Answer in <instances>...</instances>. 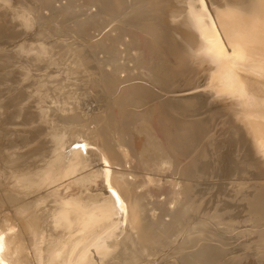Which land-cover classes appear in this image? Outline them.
Masks as SVG:
<instances>
[{"label": "bare ground", "instance_id": "1", "mask_svg": "<svg viewBox=\"0 0 264 264\" xmlns=\"http://www.w3.org/2000/svg\"><path fill=\"white\" fill-rule=\"evenodd\" d=\"M230 6L0 0V264L264 262V174L242 168L264 158L228 163L252 192L208 196L225 137L264 140L255 33Z\"/></svg>", "mask_w": 264, "mask_h": 264}, {"label": "rangeland", "instance_id": "2", "mask_svg": "<svg viewBox=\"0 0 264 264\" xmlns=\"http://www.w3.org/2000/svg\"><path fill=\"white\" fill-rule=\"evenodd\" d=\"M207 1V3H208V0H206ZM216 2H218L219 4H226V6H230V4H231V6L230 7H232V5H236L235 7H236V9H237V11L238 12H240L241 13V15H242V17H243V19H244V21H246V22H248V25H249V27H250V31L251 32H253V33H255L254 35H255V41H249L248 43H246L247 45L245 46V47H241V50H240V52L241 53H243L244 55H245V57H247L248 59L247 60H244V62L245 63H247L249 66V68L250 67H252V68H257L258 67V69H257V72L258 73H261V72H263L264 71V0H215ZM220 1V2H219ZM223 1V2H222ZM234 1V2H233ZM222 2V3H221ZM241 2V3H240ZM208 6H209V4H208ZM210 7V6H209ZM239 13V14H240ZM42 23L43 22H39V21H36L35 22V24L36 25H33L31 28H33L32 29V32H38L39 30L41 31L42 29H44V24H43V26H42ZM39 24H41V29H40V27L38 26ZM39 27V28H38ZM34 30H36V31H34ZM31 32V33H32ZM32 34H34V33H32ZM179 95V94H178ZM177 95V96H178ZM183 96L184 95H190V93H184V94H182ZM181 95V96H182ZM174 96H176V95H174ZM180 96V95H179ZM254 98V97H253ZM251 100H253V99H251ZM254 101H255V98H254ZM254 101H252V103H254ZM256 102V101H255ZM254 105V104H253ZM252 107V112H253V110L256 112L257 111V109L255 110L254 109V107L253 106H251ZM254 112V113H255ZM254 113H252V114H254ZM255 130H257L256 128H255ZM251 135V136H250ZM236 136V135H235ZM250 136V137H249ZM249 136H248V139L249 140H253L252 142H246L244 139H243V141H241V142H239V144L237 145V144H235V145H233V143L232 142H234L232 139H234V138H230V136L229 137H225V142L227 143V144H225V142H223L225 145H223V144H220V145H222V146H218V147H221V149H222V151L220 152V153H222V152H224V154L222 155L223 156V159H224V168H223V172H225L224 173V179L226 178V176H228V174L229 173H231V172H229V171H227V168H228V166H230L229 164V162L230 161H233V160H235V161H239V159L240 158H242V157H245V158H247V157H251L252 155H257L258 157L257 158H260V157H263L264 158V140H262V135H261V132H259V130H257V131H255V132H253V134H249ZM230 138V139H229ZM228 139V140H227ZM237 145V146H236ZM224 146V147H223ZM223 147V148H222ZM226 149V150H225ZM229 149V150H228ZM233 149V151H230V150H232ZM229 151V152H228ZM241 153V154H240ZM240 154V155H239ZM229 159V160H228ZM227 162V163H226ZM229 163V164H228ZM261 167L259 168L258 167V165H256V164H253V166H251V167H249L248 165H245L244 167H242L243 169H244V171L243 172H247V171H249V172H252V173H254L255 175H260V174H264V161H262V162H260V164H259ZM229 170V169H228ZM227 172V173H226ZM221 173H222V170H221ZM223 174V173H222ZM227 174V175H226ZM228 178V177H227ZM226 178V179H227ZM230 178V177H229ZM225 179V180H226ZM234 177H232V179L230 178V179H227L226 181L224 180L223 182H222V184H220L218 187L216 186V187H214V186H211V188L209 189L210 191L208 192L209 194H208V196L209 197H212L213 196V198L215 197V199H213V201L215 202L216 201V198L217 197H219L220 198V200H222L221 199V197L222 198H224L226 201H228V200H231L232 198H234L235 196H237V192L239 191V189L240 188H242V186L243 187H245V189H246V193L249 191V192H252L254 189L252 188V187H254V186H251V184H243V185H239V184H235V185H237V186H235L234 184H231L232 183V181H234ZM228 180H232L231 182H229ZM238 182V180H235V182ZM234 182V183H235ZM231 185V186H230ZM235 186V187H234ZM223 187V188H222ZM231 187H234V188H237V189H234V190H232L233 188H231ZM248 188V189H247ZM253 189V190H252ZM251 190V191H250ZM218 191V192H217ZM6 192H8V190L7 189H3L2 190V194L3 193H6ZM240 194V193H239ZM238 194V195H239ZM212 195V196H211ZM219 195V196H218ZM244 195V194H243ZM242 195V196H243ZM234 196V197H233ZM208 197V198H209ZM218 199V198H217ZM210 200H211V198H210ZM213 201H210L209 202V205H213L212 207L210 206V208H211V212L209 213L210 214V216H211V218L213 217L214 218V216L217 214V213H213V215L211 214L212 213V211L214 212H217L216 211V203L215 204H212V203H214ZM212 202V203H211ZM222 202H223V200H222ZM221 202V205H224L223 203ZM215 205V206H214ZM223 208H224V206H223ZM214 209V210H213ZM224 211H226L227 213L226 214H230V209H228V210H224ZM229 212V213H228ZM219 214V213H218ZM217 214V215H218ZM211 220V219H210ZM4 233H7V232H5L4 231ZM222 235V234H221ZM234 240H230V241H228V242H233ZM243 241V239H239L237 242H233V244L231 243H228L227 241H225V242H227V245L225 246L226 248H230L229 246H233V250H234V248H237L238 249V247H236V245L238 246V244L240 243V242H242ZM214 243H216V242H213V245H216V246H220L219 245V243L217 242L216 244H214ZM231 246V247H232ZM235 246V247H234ZM225 247H223V249H226ZM257 248H260V249H258V250H262V248H261V246L260 247H258V246H255V249H257ZM230 249H232V248H230ZM236 250V249H235ZM245 252V250H242L241 252H238V254L237 255H240L241 253H244ZM262 252H264V250L262 251ZM257 255H254V257H251V259H249V258H247V260L245 259V261L243 260V259H241L240 258V262L243 264V262H244V264L246 263V264H264V262H262V260L260 261L259 259H257V257H256ZM238 258L240 257V256H237ZM259 257V256H258ZM254 258V259H253ZM253 259V260H252ZM255 259H257V260H255ZM248 262V263H247Z\"/></svg>", "mask_w": 264, "mask_h": 264}]
</instances>
